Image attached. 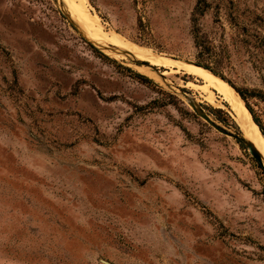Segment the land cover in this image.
<instances>
[{"label": "rangeland", "instance_id": "374dc122", "mask_svg": "<svg viewBox=\"0 0 264 264\" xmlns=\"http://www.w3.org/2000/svg\"><path fill=\"white\" fill-rule=\"evenodd\" d=\"M207 2L87 0L163 79L88 42L61 0H0V264H264L263 169L172 64L209 63L264 126V0Z\"/></svg>", "mask_w": 264, "mask_h": 264}, {"label": "bare ground", "instance_id": "6f19581e", "mask_svg": "<svg viewBox=\"0 0 264 264\" xmlns=\"http://www.w3.org/2000/svg\"><path fill=\"white\" fill-rule=\"evenodd\" d=\"M64 2L65 6L76 17L77 21H79L80 24L82 23L85 25L84 28L87 29L94 41L112 42L119 47L121 46L123 49L132 52L136 56H151L150 60L153 65L168 66L165 61V63L162 64V62H160L159 59L155 58L153 54L143 50V48L138 47V45L132 43L128 44L127 41L125 42L124 37H122L121 35H118L117 33H111L112 31H110V33H106L108 30L104 32V28H102L103 26H96V24L92 22V18L88 15V10L85 6L87 0H64ZM173 63L178 66L184 67L183 69H185L186 73L202 80L203 84L200 86V88L204 92H206V97L208 98V100L216 106L227 107L228 110L233 113L242 131V135L248 140L252 141L264 157V135L261 132L259 126L255 123L253 116L250 110L247 108L244 100L235 90V88L225 79L214 73L213 75L211 71L204 67L190 64L189 62H185L182 60H173L172 64ZM165 73H167V71H165ZM189 84L194 87H199V85L192 82H190ZM218 97H220V100L218 99ZM224 104H226V106Z\"/></svg>", "mask_w": 264, "mask_h": 264}, {"label": "water", "instance_id": "95a60500", "mask_svg": "<svg viewBox=\"0 0 264 264\" xmlns=\"http://www.w3.org/2000/svg\"><path fill=\"white\" fill-rule=\"evenodd\" d=\"M61 1L63 3L64 8H65L66 16L69 18L70 22L73 24V26L76 29H78L86 37V39L88 40V42L92 43L96 48L99 47L100 49H102V50H104V51H106L108 53L111 52L110 54L116 53V54H119V55H121V54L129 55L139 65H146L147 67H150L153 71H155L156 73H158L163 79H168L165 75L162 74V70L161 69H159L157 66L151 64L149 61H147L145 63L141 62V60H139V58H137L132 52H130L128 50H125V49H122L120 47L109 46L108 44L107 45H102V44H98L97 42L93 41L91 38L88 37L87 32L83 29V27L72 18V16L70 15L69 11L67 10V8L65 6V2L63 0H61ZM81 28L84 30V32H83V30ZM183 61H185V60H183ZM186 62H189L190 64H194V65H197V66H201L202 67V65H200V64H198L196 62H193V61H186ZM205 68L208 69V70H210L207 67H205ZM210 71L212 73H214L212 70H210ZM214 74H216V73H214ZM179 90H180L181 94L186 98L188 104L192 107V109L195 111V113L197 115H199L201 118H203L205 121H207L211 126H213L219 132L223 133L224 135L233 137V138L237 139L238 141H240L242 144H244L249 149V151L253 155V157L264 168V157H263L262 153L260 152V150L256 147V145L252 141H250L247 138H245L242 135L241 132L234 131V130H232L229 127H226V126L221 125L219 122H217V120H215L205 110V108L197 101V99L193 95H191L190 93H188V92H186V91H184L182 89H179Z\"/></svg>", "mask_w": 264, "mask_h": 264}, {"label": "trees", "instance_id": "16d2710c", "mask_svg": "<svg viewBox=\"0 0 264 264\" xmlns=\"http://www.w3.org/2000/svg\"><path fill=\"white\" fill-rule=\"evenodd\" d=\"M203 2V7L201 6ZM201 6V7H200ZM208 2L207 0H200V5L198 6V9L197 11H199V14H203L204 11H206L207 7H208ZM96 51L101 54L102 56L106 57V55H104L103 53H101L100 51H98V49H96ZM108 58V57H106ZM198 64L204 66V67H207L209 68L210 70H212L214 73H216L217 75H220L222 76L223 78H225L222 73H220V71L216 70L214 67H212L211 65H209V63H204V62H201V61H197ZM137 76L143 80H145L146 82H153L152 79L148 78L147 76L143 75V74H137ZM228 82V81H227ZM229 83V82H228ZM231 84V83H230ZM233 86V85H232ZM235 87V86H234ZM235 90L239 92V95L242 97V99L244 100L247 108L250 110L252 116H253V119L255 121V123L259 126L261 132L263 133L264 135V126L262 125L260 119L257 117V115L255 114V111L254 109L251 107V105L249 104L248 100H249V96L252 95L253 93H250L248 90H243L241 88H238V87H235ZM254 94H257L259 96H262V98H264V95L262 93H254ZM216 111V110H215ZM217 112L219 113H224L225 114V117H221L223 121H225L227 124H232L233 126L237 127L235 121L231 118V116H229L228 113H225L222 111V109H217ZM232 122V123H231ZM238 128V127H237ZM260 167L263 169V173H264V168L263 166L260 164Z\"/></svg>", "mask_w": 264, "mask_h": 264}]
</instances>
